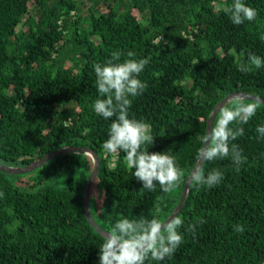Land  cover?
I'll list each match as a JSON object with an SVG mask.
<instances>
[{
    "label": "trees",
    "instance_id": "1",
    "mask_svg": "<svg viewBox=\"0 0 264 264\" xmlns=\"http://www.w3.org/2000/svg\"><path fill=\"white\" fill-rule=\"evenodd\" d=\"M91 1L82 21L79 0H0V163L23 167L63 147L91 148L100 158L90 199L98 225L110 232L125 217L162 224L180 201L216 105L234 92L264 99V67L247 59L264 57V0H243L258 15L241 25L226 11L233 0ZM117 50L121 62L129 51L150 60L139 76L148 87L131 98L129 118L151 126L149 152L167 151L183 170L170 195L159 185L141 190L125 154L102 147L115 117L93 109L92 66ZM242 63L249 71H238ZM252 104L247 123L229 125L244 130L229 144L247 163L239 173L230 158L204 163L205 175L219 169L224 179L211 189L192 183L178 215L183 244L171 259L145 264H264V138L257 132L264 105ZM47 164L35 177L0 172V264H99L105 238L84 213L91 157L68 153ZM198 219L206 223L193 237L187 228Z\"/></svg>",
    "mask_w": 264,
    "mask_h": 264
},
{
    "label": "clouds",
    "instance_id": "2",
    "mask_svg": "<svg viewBox=\"0 0 264 264\" xmlns=\"http://www.w3.org/2000/svg\"><path fill=\"white\" fill-rule=\"evenodd\" d=\"M233 24L241 25L245 21H254L257 11L248 7L243 0H233L226 8ZM163 40V38L161 37ZM264 39V37H261ZM122 53L117 50L111 54V59L103 64H93L96 76L95 86L98 98L93 104L95 113L102 118L112 119L108 129V138L103 148L109 153L123 152L129 168L135 171L132 175L142 183L141 190L155 191L157 185L167 194L183 182L184 172L176 164L174 155L165 152H149L155 138L151 135V126L143 120L129 118L132 99L143 95L148 85L139 79L140 74L149 64L148 58L137 59L132 51L127 53V59L121 62ZM248 62L256 69L264 67V57L249 55ZM238 71L247 72L245 64L238 66ZM256 105L241 104L236 109H223L214 126L208 133L205 144L195 157L190 180L197 186L207 188L217 187L224 179L219 169H213L205 175L203 163L216 159L230 158L234 171L239 173L241 167L247 163V157L236 144H229L238 136L243 135V128L233 130L231 123L239 120L241 123L255 115ZM257 132L264 138V126H258ZM150 147H147L149 146ZM4 196L0 192V198ZM93 199H96L93 196ZM163 199V197H160ZM206 223L198 219L196 223L188 225L187 231L193 237L197 227ZM183 221L177 216L167 224L162 225L157 219L122 218L111 228L99 248V264H145L151 258L155 261L171 259L177 249L183 244L184 237L178 229ZM236 232L243 233L244 228L236 225Z\"/></svg>",
    "mask_w": 264,
    "mask_h": 264
},
{
    "label": "water",
    "instance_id": "3",
    "mask_svg": "<svg viewBox=\"0 0 264 264\" xmlns=\"http://www.w3.org/2000/svg\"><path fill=\"white\" fill-rule=\"evenodd\" d=\"M237 99H247V100H250V101L264 105V99H262L260 97L250 95V94H246V93H242V92L231 93L230 95L225 97L221 102H219L216 105L214 111L212 112V114L208 120L206 137H207L208 133L210 132V130L212 129V127L214 126V123H215V120H216L218 114L229 103H231L232 101L237 100ZM68 153H84V154L90 156L92 161H93L94 169H93V172L89 178V181L87 183V187L85 190L84 213H85L86 218L90 222V224L96 230V232L105 238V236L109 233V231L102 229L98 225V223L96 222V220L94 219V217L92 215L91 208H90V199H91L92 190L94 188L96 179H97L99 171H100V158H99L98 153L96 151H94L93 149L86 148V147H71V146L63 147L59 150L48 153L42 159L37 160L34 163L27 165V166L14 167V166H8V165H5L3 163H0V172L12 174V175H26V174H29V173L36 171L37 169L46 165L48 162L52 161L56 157H58L60 155L68 154ZM203 165H204V163H203ZM190 175L187 179V182L185 184L182 196L180 198V201H179L177 207L175 208L174 212L170 215V217L162 223V225L167 224L172 218L177 217L180 214V212L182 211L184 203L187 200V196L189 194V191H190V188L192 185V182L190 180Z\"/></svg>",
    "mask_w": 264,
    "mask_h": 264
},
{
    "label": "rangeland",
    "instance_id": "4",
    "mask_svg": "<svg viewBox=\"0 0 264 264\" xmlns=\"http://www.w3.org/2000/svg\"><path fill=\"white\" fill-rule=\"evenodd\" d=\"M91 3H92L91 0H79V2H78L79 9L76 13V16L81 17L82 21H86L87 11H88L89 7L91 6ZM252 102L253 101H250L247 99H237V100H234L231 103H229L228 107H226V108L229 110H232V109L238 108L241 104L248 105V104H252ZM59 109H62V108H59ZM67 122L70 123L69 120ZM53 123H55V121L50 122V124H53ZM50 166H51V164H46V165L42 166L41 168L37 169L36 171L29 173V174H31L34 177L38 176V175H42L44 173V171L47 170ZM170 194H171L170 192L167 193V195H170Z\"/></svg>",
    "mask_w": 264,
    "mask_h": 264
}]
</instances>
